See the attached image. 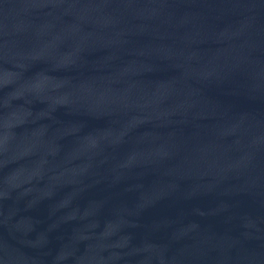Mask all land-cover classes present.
<instances>
[{
	"label": "water",
	"instance_id": "obj_1",
	"mask_svg": "<svg viewBox=\"0 0 264 264\" xmlns=\"http://www.w3.org/2000/svg\"><path fill=\"white\" fill-rule=\"evenodd\" d=\"M0 264H264V0H0Z\"/></svg>",
	"mask_w": 264,
	"mask_h": 264
}]
</instances>
